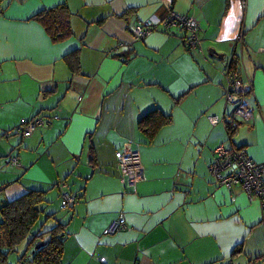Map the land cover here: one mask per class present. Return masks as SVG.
Listing matches in <instances>:
<instances>
[{
    "label": "crops",
    "instance_id": "obj_1",
    "mask_svg": "<svg viewBox=\"0 0 264 264\" xmlns=\"http://www.w3.org/2000/svg\"><path fill=\"white\" fill-rule=\"evenodd\" d=\"M59 4L70 31L53 39L34 15ZM169 9L197 22L202 52L177 25L135 39L136 24ZM75 50L77 71L66 59ZM232 58L247 120L225 104ZM151 111L169 119L148 138L139 120ZM208 116L237 127L229 135ZM34 117L46 123L15 132ZM221 142L264 163V0H0V206L45 191L34 231L64 225L62 264H264L259 199L209 171ZM126 149L140 156L134 181L118 169ZM63 191L76 196L70 208L60 209ZM119 216L126 227L103 234Z\"/></svg>",
    "mask_w": 264,
    "mask_h": 264
},
{
    "label": "built area",
    "instance_id": "obj_2",
    "mask_svg": "<svg viewBox=\"0 0 264 264\" xmlns=\"http://www.w3.org/2000/svg\"><path fill=\"white\" fill-rule=\"evenodd\" d=\"M24 1V0H21ZM158 24L164 26L177 25L184 30V44L186 48L195 54L202 52L201 39L198 33L197 22L186 15L177 14L172 9H169L163 18H147L133 27L135 39L144 37L152 29H155ZM242 40V30L238 32L235 43H240ZM229 68L224 71L226 78L225 84V104L236 105L237 116L247 120L250 117L251 110L247 106L244 98V85L234 75ZM52 118H57L53 115ZM210 123L216 124L219 121L225 123L224 118L217 116H208ZM46 120L43 117H34L31 119H22L15 128V132L23 137L29 136L37 127L44 125ZM236 126V122H234ZM8 135V133L6 134ZM213 160L209 165V171L215 178L216 182L225 186L239 185L250 196H255L259 199L262 212L264 215V163L258 164L251 159L243 149H235L230 142H221L213 151ZM115 157L117 160L118 169L123 177H128L131 181L137 180L142 176V166L140 156L135 149H126L116 151ZM7 164L11 166L18 165L16 156L7 158ZM74 198L69 193H64L61 197V206L64 208L73 203ZM262 224L264 225V217ZM126 227V222L122 216H119L110 221L108 226L103 230V234H111L119 229Z\"/></svg>",
    "mask_w": 264,
    "mask_h": 264
},
{
    "label": "trees",
    "instance_id": "obj_3",
    "mask_svg": "<svg viewBox=\"0 0 264 264\" xmlns=\"http://www.w3.org/2000/svg\"><path fill=\"white\" fill-rule=\"evenodd\" d=\"M34 16L44 23L53 39L65 37L70 31L67 21V8L63 4L42 10ZM46 17L49 20L46 19ZM239 44L241 47V43H237L236 46ZM66 59L71 70H79V60L76 50L68 53ZM236 66L237 61L232 58L230 71L235 74ZM152 113H154V111L143 115L139 120V127L148 138H151L169 119L167 115L158 116L159 119L157 117L149 118ZM233 114L237 119L235 112H233ZM224 121L227 133L230 135L236 129L237 121H229L226 118H224ZM234 122H236V126H234ZM232 146L237 150H244L243 147ZM10 156L13 155L10 154L7 158ZM64 193L69 192L63 191L60 196L62 197ZM69 194L73 196L74 201L70 205L64 207L65 209L72 207L75 202L76 196L71 193ZM46 203L45 191L27 189L20 196L0 206V264H62L61 256L64 225L57 223L54 226L47 227L44 226L43 223L37 231H34L41 220ZM62 208L61 206L60 209ZM46 217L53 216L48 215ZM41 241L44 242V244H40L39 247L36 248L35 244ZM13 252H16V259L18 261L15 260L14 263H9V254Z\"/></svg>",
    "mask_w": 264,
    "mask_h": 264
},
{
    "label": "water",
    "instance_id": "obj_4",
    "mask_svg": "<svg viewBox=\"0 0 264 264\" xmlns=\"http://www.w3.org/2000/svg\"><path fill=\"white\" fill-rule=\"evenodd\" d=\"M234 45H235V48H236V45H237V43H235V41H234ZM208 54L210 55V56H216L217 58H222L223 57V55L222 54H220V53H217L216 52V50L214 49V48H208ZM233 55H235V53L233 54ZM40 244H44V242H37L36 244H35V247L37 248V247H39V245Z\"/></svg>",
    "mask_w": 264,
    "mask_h": 264
},
{
    "label": "rangeland",
    "instance_id": "obj_5",
    "mask_svg": "<svg viewBox=\"0 0 264 264\" xmlns=\"http://www.w3.org/2000/svg\"><path fill=\"white\" fill-rule=\"evenodd\" d=\"M9 255H10V257H9V263H12L13 262V260H11L12 256H14L16 258L17 257L16 256L17 254H16V252H13V253H10Z\"/></svg>",
    "mask_w": 264,
    "mask_h": 264
}]
</instances>
